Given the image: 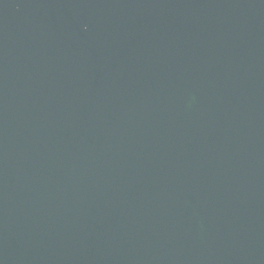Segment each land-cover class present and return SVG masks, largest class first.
<instances>
[{
  "label": "water",
  "instance_id": "95a60500",
  "mask_svg": "<svg viewBox=\"0 0 264 264\" xmlns=\"http://www.w3.org/2000/svg\"><path fill=\"white\" fill-rule=\"evenodd\" d=\"M0 264H264V0H0Z\"/></svg>",
  "mask_w": 264,
  "mask_h": 264
}]
</instances>
